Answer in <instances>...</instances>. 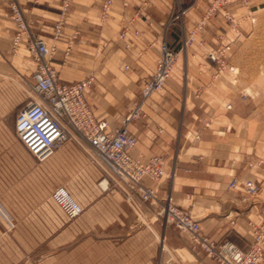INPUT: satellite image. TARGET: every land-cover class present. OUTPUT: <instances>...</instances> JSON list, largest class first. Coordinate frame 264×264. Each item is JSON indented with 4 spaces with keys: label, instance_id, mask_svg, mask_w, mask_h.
<instances>
[{
    "label": "crops",
    "instance_id": "crops-1",
    "mask_svg": "<svg viewBox=\"0 0 264 264\" xmlns=\"http://www.w3.org/2000/svg\"><path fill=\"white\" fill-rule=\"evenodd\" d=\"M13 1L33 21L35 36L52 44L61 0H0V57L10 53L16 31L10 19ZM102 2L74 0L53 65L66 83L94 77L87 100L95 118L115 128L138 101L142 83L154 72L161 40L165 38L175 51L181 49V28L173 20L175 0H116L106 22L100 21ZM195 19L194 13L185 19L187 29ZM125 29L127 39L122 40ZM75 33L78 38L67 56L66 45ZM223 46L227 45L217 49ZM23 57L22 66H27L30 60ZM181 65L164 91L147 100L144 117L130 125L138 138L131 154L142 160L165 157L163 181L147 180L158 190L159 200L171 194L177 206L199 221L203 234L246 250L253 242L250 223L264 228V120L250 109V101L232 91L230 77L223 79L232 73L215 76V65L204 47L195 44V50L183 53ZM235 178L239 184L230 189ZM21 179L45 182L51 188L70 181L87 189L83 215L91 220V227L70 223L53 202L48 209L49 201L35 202L26 211L24 219L44 214L57 224L52 229L55 264H111L110 237L132 233L128 243L118 244L116 264H153L156 250L148 247L143 251L141 235L136 234L138 214L123 199L101 194L95 187L99 174L79 147L68 144L42 163L29 160L23 165ZM248 181L258 184L256 195L245 188ZM157 211L158 205H154L147 214ZM163 231L170 248L190 246L176 226ZM195 253V264H217L203 251Z\"/></svg>",
    "mask_w": 264,
    "mask_h": 264
},
{
    "label": "built area",
    "instance_id": "built-area-1",
    "mask_svg": "<svg viewBox=\"0 0 264 264\" xmlns=\"http://www.w3.org/2000/svg\"><path fill=\"white\" fill-rule=\"evenodd\" d=\"M74 0H61L59 18L52 31V44L35 36L32 20L27 19L19 4H10V19L16 26L12 39V51L17 53L24 47L35 63L33 72V91L38 100H32L19 112L15 132L28 151L39 162L50 158L66 141L84 143L89 149L91 161L104 173L99 183L103 191L111 187L119 189L125 199L134 207L158 205L157 216L166 224L175 225L183 234L191 238L193 249L203 251L217 264H260L264 261V230L250 224L253 242L243 250L229 240L214 241L201 231L200 223L193 215L174 203L171 194L159 200L158 190L147 184V180L160 183L166 177L165 157L153 155L146 160L131 154L138 144L137 136L129 126L144 117L147 100L155 93L164 90L174 72L180 53L187 47L184 42L180 51L172 49L164 38L159 45L160 56L152 75L146 79L139 91V99L118 126L111 128L106 121L95 118L87 100V92L94 86V77L89 76L74 83L59 79L53 60L58 52L57 43L63 39V30L67 23ZM116 0H103L100 20L111 17ZM127 5V1H125ZM127 29L120 38L127 39ZM75 33L66 45L65 54L72 52ZM154 44V43H153ZM130 45L128 44L127 47ZM229 45L223 46L207 55L215 65L216 77L225 72L236 75V69L229 63ZM105 183V186L102 184ZM238 179L229 184L235 189ZM245 188L250 195H256L259 187L248 181ZM52 200L69 220H75L84 213V207L73 198L65 187H58L52 193ZM163 264H176L171 258Z\"/></svg>",
    "mask_w": 264,
    "mask_h": 264
},
{
    "label": "rangeland",
    "instance_id": "rangeland-1",
    "mask_svg": "<svg viewBox=\"0 0 264 264\" xmlns=\"http://www.w3.org/2000/svg\"><path fill=\"white\" fill-rule=\"evenodd\" d=\"M175 4L173 20L181 28L180 48L189 40L187 47L179 55L175 70L182 66V54L195 50V44L204 47L206 55L221 45L231 46L228 60L236 69V75L225 76L223 79L230 77L232 91L250 101V109L264 120V0H175ZM192 13L196 16V22L187 29L185 19L190 18ZM23 55L30 60L27 66H22ZM34 70L35 63L24 47L15 53L11 45L10 53L0 57V264H55L52 229L57 224H53V219H46L44 214L24 219L26 211L32 208L35 202L49 201L48 209L52 207L50 202H53L60 209L52 200V193L58 187L51 188L45 182H23L21 179L23 165L29 160L32 163H42L28 153L15 132L19 112L30 101L38 100L33 91ZM68 144L82 149L90 164L97 170L99 179L95 187L102 191L101 194L123 199L138 214L136 234L141 235L143 251L149 248L156 250L153 264H163L170 258L176 264L197 263L192 256L196 254V250L193 249L188 234L178 231L180 237L190 244L188 248H170L166 245L163 230L175 225L166 224L157 216V212L149 216L147 212L152 207L150 205L134 207L115 187L103 191L99 183L104 173L91 161L88 147L80 141L68 140L60 148ZM261 161L264 166V159ZM67 183L59 187H65L73 198L85 207L83 199L87 197V189L70 181ZM6 214L10 216V220L5 217ZM69 221L79 228L91 227V220L87 219L86 214ZM131 235L133 233L120 238L110 237L111 264L117 263L118 244L128 243Z\"/></svg>",
    "mask_w": 264,
    "mask_h": 264
},
{
    "label": "bare ground",
    "instance_id": "bare-ground-1",
    "mask_svg": "<svg viewBox=\"0 0 264 264\" xmlns=\"http://www.w3.org/2000/svg\"><path fill=\"white\" fill-rule=\"evenodd\" d=\"M103 186H105V183L102 184ZM165 247V246H164Z\"/></svg>",
    "mask_w": 264,
    "mask_h": 264
}]
</instances>
